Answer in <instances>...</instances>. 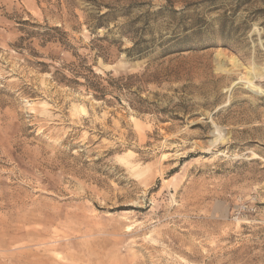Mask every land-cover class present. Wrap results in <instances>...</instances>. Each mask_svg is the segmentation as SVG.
<instances>
[{"label":"rangeland","instance_id":"1","mask_svg":"<svg viewBox=\"0 0 264 264\" xmlns=\"http://www.w3.org/2000/svg\"><path fill=\"white\" fill-rule=\"evenodd\" d=\"M174 34L192 49L158 58ZM79 59L153 76L156 111L59 84ZM248 83L264 88V0H0V264H264Z\"/></svg>","mask_w":264,"mask_h":264},{"label":"trees","instance_id":"2","mask_svg":"<svg viewBox=\"0 0 264 264\" xmlns=\"http://www.w3.org/2000/svg\"><path fill=\"white\" fill-rule=\"evenodd\" d=\"M94 25H100L95 26V29L103 26V24ZM51 29L58 30L57 27ZM188 38L189 35L187 34L183 36L174 34L168 40L157 44V57L160 58L171 54H179L183 51L192 49L190 48L191 46H188ZM20 39H22V37ZM42 39L44 41H47V39L45 38ZM142 42L143 40L139 42L133 41L132 46L128 49L129 53L137 54L138 58H142L149 55L150 53H153L154 48H152V46H146L142 44ZM60 43L62 45H66L64 44L65 42H63V40H60ZM62 68H65L70 76L62 74L59 78L56 79L59 84H65L67 86L82 85L84 87V90L89 93L95 100L104 103H110V99H107V96H110V98L116 99L118 101H122V97H125L127 99H129V97H132L135 104H133L129 100V106L138 113L155 110V108H153L152 102L140 96L142 86L150 81V77H153L146 72H143L139 75L126 74L120 76H113L109 72L105 73L104 75L97 74L94 72L91 66L85 65V61L83 59H79L78 62H70L68 64H64ZM158 80V76L157 78H152V81H155V83H157Z\"/></svg>","mask_w":264,"mask_h":264},{"label":"bare ground","instance_id":"3","mask_svg":"<svg viewBox=\"0 0 264 264\" xmlns=\"http://www.w3.org/2000/svg\"><path fill=\"white\" fill-rule=\"evenodd\" d=\"M260 76H263L262 74H259ZM247 87H250L252 91H255L256 93L264 94V88L257 86L256 84H247Z\"/></svg>","mask_w":264,"mask_h":264},{"label":"built area","instance_id":"4","mask_svg":"<svg viewBox=\"0 0 264 264\" xmlns=\"http://www.w3.org/2000/svg\"><path fill=\"white\" fill-rule=\"evenodd\" d=\"M245 208L248 210V211H256V207L255 206H249V207H247V206H245ZM238 213H239V211H238Z\"/></svg>","mask_w":264,"mask_h":264}]
</instances>
